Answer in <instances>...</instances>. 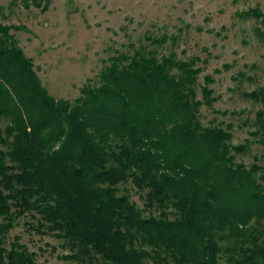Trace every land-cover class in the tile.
<instances>
[{"label":"trees","instance_id":"obj_1","mask_svg":"<svg viewBox=\"0 0 264 264\" xmlns=\"http://www.w3.org/2000/svg\"><path fill=\"white\" fill-rule=\"evenodd\" d=\"M248 15L264 24L257 9ZM10 30L0 24V117L9 120L0 129V264H38L17 241L5 247L13 208L17 217L39 214L47 233L76 250L68 259L85 264H143L150 257L157 264H218L220 234L264 219V190L254 182L260 169H245L231 154L246 146L232 147L229 130L200 123L201 106L213 100L207 86L203 102L196 98L194 60L121 54L98 86L84 87L71 103L42 86ZM204 82L213 83L208 76ZM263 91L244 96L264 106ZM256 119L252 135L264 146V108ZM6 138L11 149L4 152ZM129 180L147 190V208L156 207L158 217H145L119 194ZM232 264H264V246Z\"/></svg>","mask_w":264,"mask_h":264},{"label":"rangeland","instance_id":"obj_2","mask_svg":"<svg viewBox=\"0 0 264 264\" xmlns=\"http://www.w3.org/2000/svg\"><path fill=\"white\" fill-rule=\"evenodd\" d=\"M254 9L264 14V0H0V24L11 29L48 93L71 103L84 87L98 86L110 59L121 54L138 50L159 59L173 53L177 60H194L200 69L196 98L203 102L201 88L207 86L213 100L199 110L201 125L229 130L232 147L246 146L231 154L245 169H260L254 182L264 190V146L258 143L260 136L252 135L258 132L256 114L264 106L244 96L264 90V24L248 15ZM206 76L212 84L204 82ZM8 125L0 117V129ZM11 141L6 138L1 150L9 151ZM118 189L145 217H158L156 207L147 208V190H139L132 180ZM16 210L5 235L7 250L17 241L34 253L38 264H85L68 259L76 250L56 232L47 233L39 214L17 217ZM166 212L175 218L170 203ZM216 242L218 264L242 262L255 246H264V219L235 233L226 231ZM156 262L150 257L143 264ZM168 262L173 263L171 258Z\"/></svg>","mask_w":264,"mask_h":264}]
</instances>
